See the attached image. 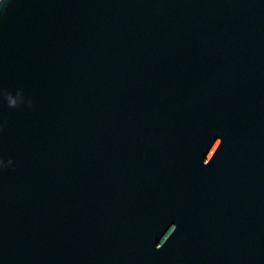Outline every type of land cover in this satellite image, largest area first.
Here are the masks:
<instances>
[{
    "label": "water",
    "instance_id": "1",
    "mask_svg": "<svg viewBox=\"0 0 264 264\" xmlns=\"http://www.w3.org/2000/svg\"><path fill=\"white\" fill-rule=\"evenodd\" d=\"M0 264H264V0H0Z\"/></svg>",
    "mask_w": 264,
    "mask_h": 264
}]
</instances>
